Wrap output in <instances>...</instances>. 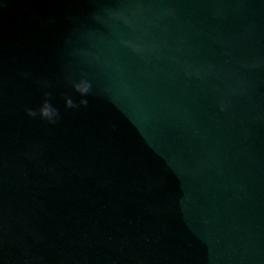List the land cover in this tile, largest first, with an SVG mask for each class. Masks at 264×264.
<instances>
[{"label":"water","instance_id":"water-1","mask_svg":"<svg viewBox=\"0 0 264 264\" xmlns=\"http://www.w3.org/2000/svg\"><path fill=\"white\" fill-rule=\"evenodd\" d=\"M0 264H264V0H0Z\"/></svg>","mask_w":264,"mask_h":264},{"label":"clouds","instance_id":"clouds-1","mask_svg":"<svg viewBox=\"0 0 264 264\" xmlns=\"http://www.w3.org/2000/svg\"><path fill=\"white\" fill-rule=\"evenodd\" d=\"M76 88L81 94H84L88 90V84L84 81H81L79 84L76 85ZM41 115L51 119L54 113L47 106H45L41 109Z\"/></svg>","mask_w":264,"mask_h":264}]
</instances>
